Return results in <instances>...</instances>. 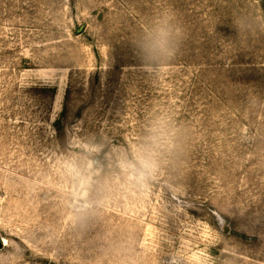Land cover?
<instances>
[{
  "label": "rangeland",
  "instance_id": "obj_1",
  "mask_svg": "<svg viewBox=\"0 0 264 264\" xmlns=\"http://www.w3.org/2000/svg\"><path fill=\"white\" fill-rule=\"evenodd\" d=\"M0 264H264V0H0Z\"/></svg>",
  "mask_w": 264,
  "mask_h": 264
}]
</instances>
